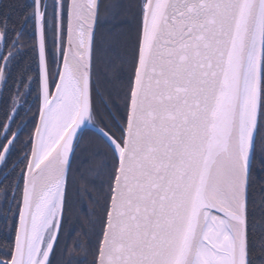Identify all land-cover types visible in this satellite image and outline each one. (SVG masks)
I'll return each instance as SVG.
<instances>
[{
  "label": "snow or ice",
  "instance_id": "snow-or-ice-1",
  "mask_svg": "<svg viewBox=\"0 0 264 264\" xmlns=\"http://www.w3.org/2000/svg\"><path fill=\"white\" fill-rule=\"evenodd\" d=\"M122 7L31 0L18 25L0 16V82L30 29L34 77L25 72L16 95L37 86L33 131L0 206L12 221L0 264H57L77 176L85 195L98 183L103 215L95 243L76 242L83 255L68 264H256L248 208L254 175L264 178V0H139L127 77L105 119L96 33L110 10L119 27ZM9 101L0 161L22 135L11 89ZM86 135L102 147L81 159ZM67 253L65 243L59 264Z\"/></svg>",
  "mask_w": 264,
  "mask_h": 264
},
{
  "label": "trees",
  "instance_id": "trees-1",
  "mask_svg": "<svg viewBox=\"0 0 264 264\" xmlns=\"http://www.w3.org/2000/svg\"><path fill=\"white\" fill-rule=\"evenodd\" d=\"M118 1V0H115ZM114 1V2H115ZM121 1V0H119ZM125 1V5H127V10L129 15H132L133 23L130 25H127L126 30H121L122 33L119 34L120 41L116 44L117 46L112 49V52L110 51L107 53L106 56H104V43L102 41V38L104 39L105 32L104 29L102 30L100 27L97 30L96 33V55L94 60V71L96 73V77H98V84H99V91L100 96L94 97V100L97 105V109L100 112V115L107 118L105 116V110H104V103L108 101V95L112 94L115 95V92L121 87L122 82L126 80L128 67H129V61L132 55L133 46L135 43L136 38V12L137 8L136 5L139 2V0H122ZM105 4L108 2V4L114 3L113 0H103ZM31 3V0H0V16L7 15L10 19V22L13 25H18L19 20L18 17H20L25 12L29 11L27 6ZM118 3V2H117ZM122 34V35H121ZM102 36V38H101ZM23 44V47L20 49V55L17 57V61L15 65L12 68V77L8 80L7 85L2 90V82H0V121L4 120V115L6 111H9L11 109V102L9 101V89H11V93L13 98L15 97L16 89L19 87V80L21 76L24 75L25 72H27V76L25 77L26 80H30L34 77V72H28L29 68H34L35 65L33 64V52L32 49L34 47V41L31 37V31L30 29L25 32V37L21 41ZM115 45V44H114ZM115 51V52H114ZM13 81H16L17 83L14 84ZM34 90H33V99L30 100V108L31 111L28 109V111L25 113V116L23 117V112L20 113V115L16 118V122L19 124V121L21 122L26 119V129L23 132V136L20 138V143L17 144L16 150L11 154L7 166H14V164L22 157L23 152L21 151V146L25 141H27L29 135L33 131V116L32 113L35 111L36 103L35 98L37 96V86L35 83H33ZM25 88V87H23ZM2 93V95H1ZM16 124L14 127V131L17 129ZM18 131V129H17ZM95 145L99 147H102V145H98V142L95 143ZM19 169V168H18ZM258 171V170H257ZM19 174L18 170H15L14 176H12V181L10 184L14 183L15 177ZM9 178V176L7 175ZM7 178V179H8ZM7 179L2 180L0 184V192L4 190V188L7 187ZM264 178L254 175L253 177V187L251 189L250 193V199H249V235L252 239V243L254 248L257 250L254 259L256 260V264H261V261L264 260V257H261L259 254V248L261 246V242L264 241V182H262ZM3 187V188H2ZM90 189H93L95 194L91 192ZM80 190V194L78 197V200L80 201L81 196H83V193L81 188H78V192ZM88 191H90L92 194H89ZM99 191V185L97 183L96 188L89 187L87 189V203L89 210H84L83 215L78 216L77 218L73 217L70 218L68 215L65 217V220L67 221V230L63 229L62 236L60 238V244L56 251V261L57 264H59L61 260V252L64 250L65 243L68 244V251L70 253V246L76 244V242H80L83 246L87 247L89 244L95 243V231L98 229V219L103 215V201L101 199L97 198V194ZM73 193V191H72ZM89 195L93 197L92 200H89ZM72 197V195H71ZM84 198V197H83ZM95 199H97L95 201ZM93 207H92V205ZM96 204V205H95ZM80 213V211L78 212ZM69 214V213H68ZM69 217V218H68ZM75 218V219H74ZM73 229L72 233L74 234L72 239H69V230ZM11 237V234L4 235L0 234V245H2L8 238ZM74 251V250H73ZM71 256H75L77 259L81 258L83 253L81 251H76L75 255L73 254ZM67 256V254L65 255ZM64 256V257H65ZM68 257L64 260V264H68Z\"/></svg>",
  "mask_w": 264,
  "mask_h": 264
},
{
  "label": "rangeland",
  "instance_id": "rangeland-1",
  "mask_svg": "<svg viewBox=\"0 0 264 264\" xmlns=\"http://www.w3.org/2000/svg\"><path fill=\"white\" fill-rule=\"evenodd\" d=\"M114 1L115 0H113V2ZM117 2L119 4H121V5H123V7L120 9L121 15L119 17V24H120L119 27H114L113 26L111 10L109 12H107V13H103V15H102V25L100 26V28L102 30L104 29V32H105L104 39L102 38V36H101V38H102V41H103L104 46H105V48H104V50H105L104 56H106V53H107L106 57H108V53L110 51L112 52V49H114V47L117 46L116 44L118 43V41H120L119 34L122 33L121 30H123V29L126 30L127 25L131 26V24L133 23L132 15H129L128 10H127V5H125V1H122V0L119 1L118 0V1H115L114 3H117ZM106 3L108 4V2H106ZM114 3H112V4H114ZM103 21H107V23H103ZM96 78L98 79V77H96ZM30 80H32V79H30ZM4 87H5V84L2 82V90L1 91H3ZM33 90H34V86H33V83H32V91H31L30 94L26 95V93H28V88L27 87L20 88V93H21L20 95H16V93H15L14 100H15V104H16V110H18V112H19L18 116L20 115L21 112H23V117H24L25 113L30 108L29 107L30 106V101H31L30 99L33 97ZM16 91H17V89H16ZM1 95H2V93H1ZM0 99H1V96H0ZM17 125H19V128L17 127ZM25 125L27 126L26 119L24 120V122H23V120L21 122L19 121V124L16 122V128L18 129V131H17L16 128H15L16 129L15 131L16 132H21L22 131V135H20V138L23 136V132L26 129ZM14 127H15V125H13V131H14ZM96 142H98V141H96L94 138H90L87 135L84 137V139H83V141L81 143V150L83 152V156L81 157V159H86L87 155H88V153L90 151L95 150V149L98 148V146L95 145ZM98 145H99V142H98ZM10 156L11 155H9L7 157L6 161H1L0 162V184H1L2 180L4 179V177L8 175L9 178L6 181L7 186L12 181V176H14L15 170H18V171L20 170L21 166L19 164V161L22 158L21 157L14 164V166L8 167L7 163H8V160H9ZM79 187L81 188V190H83L82 191V193H83L84 192L83 184H82V182L80 180V177L77 176V177H75L74 184H73V187H72V190H71L70 203H69V206H68V210L66 211L64 217H66L68 215L70 218H72L73 215H74V217L77 218L78 216L83 215V213H84L83 211L84 210H86V209L89 210L87 199H86V195L84 193H83V196H81L80 201L78 200L79 195L77 193H78V188ZM90 190H91V192L93 194H95L93 189H90ZM72 191H73V193H72ZM91 192L88 191L89 194H92ZM79 193H80V190H79ZM96 194H97V192H96ZM71 195H72V197H71ZM96 200L97 199H95V201ZM3 204H4V190L0 192V206H3ZM92 207H93V205H92ZM79 211H80V213H78ZM88 214H89V212H88ZM11 223H12V221H11L10 217L5 218V216L3 214H0V234H4V235H8L9 236L11 234L9 232V229L11 227ZM69 250H70V253L68 251L67 256H65L66 258L67 257L69 258L70 255H72V251L73 250L75 251V246L74 245L70 246ZM73 254L75 255V252H73ZM60 257H61V255H60ZM65 257L63 259H65Z\"/></svg>",
  "mask_w": 264,
  "mask_h": 264
},
{
  "label": "flooded vegetation",
  "instance_id": "flooded-vegetation-1",
  "mask_svg": "<svg viewBox=\"0 0 264 264\" xmlns=\"http://www.w3.org/2000/svg\"><path fill=\"white\" fill-rule=\"evenodd\" d=\"M88 212L90 211L91 212V210H88V209H86ZM67 221L65 220V217H64V221H63V228H62V231H61V235H60V238H61V236L63 235L62 234V232H63V229L65 230H67ZM72 231H73V229L71 228L70 230H69V234H68V236H69V239L71 240L72 238L71 237H73L74 236V234L72 233ZM73 236H72V235ZM73 252H76V251H73Z\"/></svg>",
  "mask_w": 264,
  "mask_h": 264
},
{
  "label": "water",
  "instance_id": "water-1",
  "mask_svg": "<svg viewBox=\"0 0 264 264\" xmlns=\"http://www.w3.org/2000/svg\"><path fill=\"white\" fill-rule=\"evenodd\" d=\"M37 39H38V37H37ZM1 162V161H0Z\"/></svg>",
  "mask_w": 264,
  "mask_h": 264
}]
</instances>
